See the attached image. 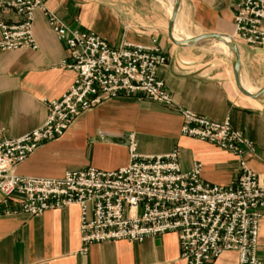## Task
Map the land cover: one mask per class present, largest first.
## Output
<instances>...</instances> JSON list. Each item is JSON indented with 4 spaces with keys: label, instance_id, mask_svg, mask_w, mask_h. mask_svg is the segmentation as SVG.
Here are the masks:
<instances>
[{
    "label": "crops",
    "instance_id": "obj_1",
    "mask_svg": "<svg viewBox=\"0 0 264 264\" xmlns=\"http://www.w3.org/2000/svg\"><path fill=\"white\" fill-rule=\"evenodd\" d=\"M168 1H45V8L66 26L93 32L112 47L157 48L166 58L157 69V78L172 104L166 107L140 96L107 100L77 116L62 137L41 145L15 167L14 174L57 179L88 167L101 171L123 168L129 164L125 138L132 134L138 154L159 156L176 149L183 172L198 161L202 181L227 186L238 175L237 158L182 136L181 110L214 122L227 119L253 143L255 155L247 165L260 173L264 162V94L254 100L238 92L231 55L222 52L221 58H215L210 51L213 41L173 44L167 35ZM174 29L181 34L178 42L206 34L232 37L231 0H179ZM32 34L36 50L0 51V141L40 127L47 114L46 102L59 99L76 77L74 71L61 67L65 47L39 11L34 14ZM236 44L240 83L256 92L264 87V50ZM2 201L0 195V264H184L174 233L135 243L91 244L83 254L78 207L27 216L18 212L14 203L9 201L4 207ZM5 208L15 213L5 215ZM257 257L264 264V215L259 222ZM211 264H238L237 255L225 252Z\"/></svg>",
    "mask_w": 264,
    "mask_h": 264
},
{
    "label": "built area",
    "instance_id": "obj_2",
    "mask_svg": "<svg viewBox=\"0 0 264 264\" xmlns=\"http://www.w3.org/2000/svg\"><path fill=\"white\" fill-rule=\"evenodd\" d=\"M45 1L0 0V51L37 49L32 23L39 11L65 47L61 67L74 71L76 77L59 99L46 102L47 114L40 127L0 141L1 205L10 201L27 216L78 207L83 254L91 244L135 243L174 233L184 264H211L225 252L236 253L238 264H260L257 249L264 215V162L258 174L248 167L255 147L227 119L214 122L190 110L179 112L182 136L237 158L238 175L227 186L202 181L198 161L183 172L176 149L159 156L138 154L132 134L125 138L129 164L123 168L101 171L88 167L57 179L14 174L15 167L41 145L62 137L77 116L107 100L140 96L166 107L172 104L157 78V69L166 63L157 48L112 47L93 32L66 26L45 8ZM231 3V38L264 50V0ZM14 213L4 209L5 215Z\"/></svg>",
    "mask_w": 264,
    "mask_h": 264
},
{
    "label": "water",
    "instance_id": "obj_3",
    "mask_svg": "<svg viewBox=\"0 0 264 264\" xmlns=\"http://www.w3.org/2000/svg\"><path fill=\"white\" fill-rule=\"evenodd\" d=\"M178 5H179V0H174L173 2V7H172V12L171 15L169 17L168 20V24H167V35L168 38L170 39V41L178 46H192L198 42H202V41H220L223 42L224 44H226V46L228 47V50L231 54V61H232V74H233V78H234V83H235V87L238 90V92L245 96V97H249L251 99H258L260 96H262L264 94V87H262L261 89L257 90L254 93H250L247 90H245L240 83V79H239V53H238V47L237 44L235 43V41L228 36H224V35H218V34H206V35H201L189 40H185V41H176L173 36H172V32H173V26H174V20H175V15L178 9Z\"/></svg>",
    "mask_w": 264,
    "mask_h": 264
},
{
    "label": "bare ground",
    "instance_id": "obj_4",
    "mask_svg": "<svg viewBox=\"0 0 264 264\" xmlns=\"http://www.w3.org/2000/svg\"><path fill=\"white\" fill-rule=\"evenodd\" d=\"M168 2H170V5L173 7V2H174V0H169ZM169 4V3H168ZM171 12H172V8L170 9V12H169V16L171 15ZM178 26V25H177ZM176 27V26H175ZM180 27V26H179ZM177 28V27H176ZM175 28V29H176ZM181 28V27H180ZM180 28H178V29H180ZM173 30V32H172V36H174L173 38L176 40V41H179V40H181L182 38L180 37V35H178L177 34V31L176 30ZM180 31V30H179ZM179 33V32H178ZM184 35V34H183ZM183 38H185V39H188L189 37H188V35L187 34H185L184 35V37ZM212 43V42H211ZM213 44H214V48H215V50L216 51H219V52H225V53H227V54H229V55H231L230 54V52H229V50H228V47L226 46V44H224L223 42H220V41H213ZM231 59V58H230ZM241 86L245 89V90H247L248 92H250V93H254L255 91L253 90V88H251L248 84H241Z\"/></svg>",
    "mask_w": 264,
    "mask_h": 264
},
{
    "label": "rangeland",
    "instance_id": "obj_5",
    "mask_svg": "<svg viewBox=\"0 0 264 264\" xmlns=\"http://www.w3.org/2000/svg\"><path fill=\"white\" fill-rule=\"evenodd\" d=\"M170 8H172V6L170 5ZM210 51L213 53L215 58H221L222 52H218L215 50V48H210ZM224 54L228 55L227 53L224 52ZM254 90V89H253Z\"/></svg>",
    "mask_w": 264,
    "mask_h": 264
}]
</instances>
